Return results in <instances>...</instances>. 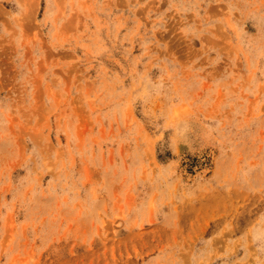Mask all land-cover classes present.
Returning a JSON list of instances; mask_svg holds the SVG:
<instances>
[{
    "label": "rangeland",
    "instance_id": "1",
    "mask_svg": "<svg viewBox=\"0 0 264 264\" xmlns=\"http://www.w3.org/2000/svg\"><path fill=\"white\" fill-rule=\"evenodd\" d=\"M0 264H264V0H0Z\"/></svg>",
    "mask_w": 264,
    "mask_h": 264
}]
</instances>
